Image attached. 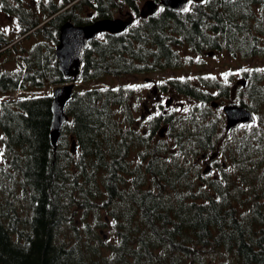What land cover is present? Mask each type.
<instances>
[{
  "label": "trees",
  "instance_id": "16d2710c",
  "mask_svg": "<svg viewBox=\"0 0 264 264\" xmlns=\"http://www.w3.org/2000/svg\"><path fill=\"white\" fill-rule=\"evenodd\" d=\"M123 3L136 20L122 33L103 32L89 41L79 76L85 84L173 67L189 51L264 54V0L190 1L183 10L161 5L145 17L138 15L136 0H48L44 11L39 9L43 18L60 13L44 22L21 4L2 0L0 8L14 15L18 31L12 35L0 28V93L66 81L54 52L61 24L112 16ZM84 8H93L94 13H83ZM30 36L36 40L23 44ZM263 69L257 65L250 73L243 70L256 112L244 146L262 158ZM167 82L206 107L215 97L174 78ZM127 88L109 84L74 90L55 149L49 139L50 92L0 99V264H197L203 251L221 249L235 255L228 264H264V189L253 191L260 198L242 213L234 205L227 177L207 180L212 193L192 192L183 178L188 168L180 163L181 156L175 157L158 134L161 125L165 129L168 125L175 147L181 146L183 152L202 144L211 148L215 143L207 141L216 120L192 117L200 108L194 103L187 116L191 124L180 129L175 130L178 124L168 113L136 123ZM205 113L200 108V114ZM132 154L140 161L128 160ZM106 207L117 235L111 243L97 230Z\"/></svg>",
  "mask_w": 264,
  "mask_h": 264
},
{
  "label": "rangeland",
  "instance_id": "374dc122",
  "mask_svg": "<svg viewBox=\"0 0 264 264\" xmlns=\"http://www.w3.org/2000/svg\"><path fill=\"white\" fill-rule=\"evenodd\" d=\"M47 1L48 0H44L41 4L39 0H22V2L18 0H8L10 4H21L24 8L33 11L35 16L43 20L42 22L45 20L43 15H41L40 8L43 10V4H46ZM136 1L139 7L144 0ZM1 2L2 0H0V6ZM34 5H40V7H34ZM67 6L68 5L65 7ZM84 9L85 11L83 10V13L87 11L94 13L93 8ZM127 10H131L130 6L123 3L121 7L115 8L112 11V16H121L124 18L126 17ZM12 16L14 15L8 14L0 8V28L13 35L14 33L16 34L18 29L15 28V19ZM25 39H27L24 40L25 42L23 41V44L25 45H29L31 42L36 40L34 36H30ZM187 54L188 57L184 56L182 62L173 67L146 70L135 74L121 76H106L104 79L92 80L86 84L82 80L78 79L77 83L74 85V90H80L87 86H107L109 84L125 85L128 87V104L136 117V123H140L144 118H142V116L146 115V110L143 109V103L146 104L148 108L151 107L153 100L152 95L154 94L152 92V85H157L156 82H159L161 85H165V88L162 90V96L159 99V104H162L163 106L165 105L167 108L166 113L169 114L168 117L172 120V123L178 124L175 130L191 124L187 119V116L189 113L191 114V105L198 103L200 108H204L206 113L202 116L200 114V108L195 109L192 117L201 116L203 117V122L211 120L212 122L215 120L217 122L216 129L211 137V140L215 143V147L207 148L206 155L207 157L210 153L213 154L215 151L218 152L216 158L211 160L209 163L210 165L213 163L212 171L201 174V171L206 163L203 162V159H201L199 163H195L197 153L192 151L195 146L191 149L189 154H187V152H183V148L181 146L175 147L174 137L169 134L170 129H168L169 127L167 124V127L164 130L165 136L159 137L163 138L171 145V151H174L175 157L181 156L183 162L180 163H182L184 168H188L187 173L183 178L184 180H187L189 186L191 187H188L189 190L201 195L212 193L213 190L206 184L207 180L215 179L217 181H224L225 177H227L225 183L228 182V185H231L230 191L233 194L232 197L234 199V205L240 213L246 212L253 206L254 200L256 198H260V196L255 198L253 196V191L255 189H264V157H257L256 154L258 153H253V151L256 150L248 148L245 149L244 145L247 144V139L244 140L243 138L246 136L247 132L251 131L250 123L236 126L232 128L229 133L224 130L225 117L223 116L220 106L224 103L239 104L240 100H242L246 104L250 105L251 110L253 111L254 103L248 97L247 87L245 89L246 82L242 85L238 80L244 78L243 70H247V73H250L257 65H261L264 68V54L248 57L231 55L225 50H204L201 53L189 51ZM6 66L10 69L13 67V64L9 63ZM146 77H149L150 80L152 79L156 82L147 83L145 80ZM168 78H174L178 81L189 83L192 86L195 85L199 90L205 89L212 95H215V97L211 98L207 102L208 107H206L202 101H196L182 92L173 89L167 91L169 83H165ZM57 85H59V83L56 85L48 84L43 87L42 90H39L38 93L46 91L51 92ZM225 85L227 87L226 91L223 89ZM22 93L25 92L15 90L5 95L0 93V98H15ZM166 96L171 97L167 104L164 103V98ZM212 102H216L217 106L212 105ZM130 109L128 108V110ZM155 110H159L160 112L159 108ZM259 112H264V109H259ZM253 113L254 116H256V112L253 111ZM119 115L122 117L121 113ZM148 118L145 119L148 120ZM145 119H143V121ZM146 120L144 122H146ZM141 125L144 126L145 124ZM162 127L163 126L161 125L160 129ZM175 130H173V132H175ZM64 136L68 137L69 134L66 133ZM232 147L235 149V154L231 150ZM262 149H264V146ZM75 150L76 145L73 147L72 151ZM75 155L78 156L77 153ZM128 160H132V163L140 161L139 157H135L134 154L128 156ZM184 163L189 165V167ZM129 178L131 179L130 176L128 179ZM78 216L79 213L77 212L76 215H74V218H77ZM101 216L102 226H98L97 230L101 231V234H103L104 239L107 240L108 243L116 241L117 235L115 231V222L113 218L110 217L108 207L101 211ZM70 232V228L66 226L65 233L67 239L70 238ZM196 259L197 264H228L229 262L235 260V255L232 251L221 249L220 251H203Z\"/></svg>",
  "mask_w": 264,
  "mask_h": 264
},
{
  "label": "water",
  "instance_id": "95a60500",
  "mask_svg": "<svg viewBox=\"0 0 264 264\" xmlns=\"http://www.w3.org/2000/svg\"><path fill=\"white\" fill-rule=\"evenodd\" d=\"M189 0H144L139 7V15L145 17L154 14L159 7H172L178 10L186 8ZM204 1V0H194ZM134 15L129 11L126 17L103 16L91 22L78 24L71 20L63 22L59 28L58 41L54 46L57 65L63 77V83L57 85L51 94V124L49 139L53 149L56 148L60 138L62 124L68 119L65 106L73 94L74 85L80 76L83 66V52L88 46L89 40L96 37L100 32L121 33L133 21ZM243 85L245 81L238 80ZM216 105V102H212ZM226 117V128H231L239 123L251 122L254 114L244 104L227 103L222 106ZM75 146V139H71V149Z\"/></svg>",
  "mask_w": 264,
  "mask_h": 264
},
{
  "label": "flooded vegetation",
  "instance_id": "af4514ba",
  "mask_svg": "<svg viewBox=\"0 0 264 264\" xmlns=\"http://www.w3.org/2000/svg\"><path fill=\"white\" fill-rule=\"evenodd\" d=\"M18 1H21L22 2V0H18ZM44 0H39V2H41V4H42V2H43ZM38 6V8L40 7V5H34V7H37ZM88 14H90V16H91V12L90 13H88ZM45 20V19H44ZM93 20V19H92ZM102 33H100L99 35H101ZM98 35V36H99ZM145 80L147 81V83L148 82H156V81H153L152 79L150 80V78L149 77H146L145 78ZM157 83V85L156 84H153L152 85V92L154 93L153 95H152V105H151V107L150 108H148L147 107V105L146 104H144L143 103V109H145L146 110V115H144L143 117L144 118H146V117H148L149 115H151L152 113H155V114H160V113H162V114H164V113H166V111H167V108L165 107V105L163 106L162 104H159V99L161 98V96H162V90L164 89L163 87H162V85L159 83V82H156ZM159 84H160V86H159ZM168 87V86H167ZM170 89H172L171 87H168L167 88V91H169ZM167 96H169V95H167ZM165 97L164 98V103L165 104H167L168 102H169V100L171 99V97ZM160 109V112H159V110H155V109ZM154 109V110H153ZM222 110V109H221ZM223 112V111H222ZM167 114V113H166ZM165 115V114H164ZM223 116L225 117V115H224V112H223ZM239 125H242V124H238V125H236V126H239ZM235 126V127H236ZM234 128V127H233ZM224 130L227 132V133H229L231 130H232V128H230V129H226L225 128V123H224ZM159 132V134H160V136H165L164 135V131H161V129L158 131ZM207 141V140H206ZM207 142H212V140L211 139H209V141H207ZM207 148H210V145L208 144H202L200 147H197L196 149H195V151H193L194 153H197V155H196V161H195V163H199V161L201 160V159H203L204 161L203 162H205L206 164H205V166L203 167V169H202V171H201V174L202 173H208V172H210V171H212V166H213V163L210 165L209 163L211 162V160H213V159H215L216 158V155L218 154V152H213V154L212 153H210V155H208L207 157H206V155H207ZM185 152H187V154H189V151H188V149L186 148V150H185ZM184 157V156H183ZM200 174V175H201Z\"/></svg>",
  "mask_w": 264,
  "mask_h": 264
},
{
  "label": "bare ground",
  "instance_id": "6f19581e",
  "mask_svg": "<svg viewBox=\"0 0 264 264\" xmlns=\"http://www.w3.org/2000/svg\"><path fill=\"white\" fill-rule=\"evenodd\" d=\"M62 10V9H61ZM58 13H60V10L59 11H57L56 13H54L53 15H55V14H58Z\"/></svg>",
  "mask_w": 264,
  "mask_h": 264
}]
</instances>
